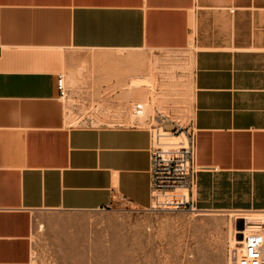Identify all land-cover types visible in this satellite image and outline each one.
I'll return each mask as SVG.
<instances>
[{"label": "crops", "instance_id": "1", "mask_svg": "<svg viewBox=\"0 0 264 264\" xmlns=\"http://www.w3.org/2000/svg\"><path fill=\"white\" fill-rule=\"evenodd\" d=\"M0 47V264L32 263L46 213L149 208L151 130L66 109L144 105L154 58L189 49L196 209L264 214V0H0ZM182 89L161 82L166 112Z\"/></svg>", "mask_w": 264, "mask_h": 264}, {"label": "rangeland", "instance_id": "2", "mask_svg": "<svg viewBox=\"0 0 264 264\" xmlns=\"http://www.w3.org/2000/svg\"><path fill=\"white\" fill-rule=\"evenodd\" d=\"M191 52L189 49L181 57L154 58L150 79L142 84L149 99L144 104L145 117L153 116L154 109H157L168 120L159 132L173 137L191 134ZM176 72L180 75L183 89L176 111L168 113L160 105L162 97L159 90L161 82ZM132 104L117 110L116 117L106 121L98 115L100 107L72 106L69 103L67 117L70 116L68 121L75 125L105 122L137 124L151 130L154 145L155 123L144 119L143 123L136 119L131 122ZM180 141L176 140V144ZM164 147L161 145L159 149H177L174 145L175 148ZM235 213L240 212L190 214L182 209H137L119 198L98 212H50L35 222L31 264H235L238 249L230 246V226ZM247 215L264 218V215L254 213ZM245 224L248 225L249 220L238 218L235 228L242 231Z\"/></svg>", "mask_w": 264, "mask_h": 264}, {"label": "built area", "instance_id": "3", "mask_svg": "<svg viewBox=\"0 0 264 264\" xmlns=\"http://www.w3.org/2000/svg\"><path fill=\"white\" fill-rule=\"evenodd\" d=\"M1 49V47H0ZM56 89L58 97L64 99L67 90L61 74L57 76ZM132 115L144 118L145 122L155 123L154 131L159 132L168 122L166 117L154 110L153 116H147L140 103L131 106ZM176 131L178 129L174 128ZM175 150H161L156 143L150 149V206L149 210L182 209L190 214L200 213L195 206L196 174L195 142L192 133L184 135ZM173 146V145H172ZM247 233L241 235L240 257L235 264H264V222L257 219L250 225ZM245 230V225L244 229Z\"/></svg>", "mask_w": 264, "mask_h": 264}, {"label": "bare ground", "instance_id": "4", "mask_svg": "<svg viewBox=\"0 0 264 264\" xmlns=\"http://www.w3.org/2000/svg\"><path fill=\"white\" fill-rule=\"evenodd\" d=\"M144 106V105H143ZM144 110L146 111V107H144ZM131 116V115H130ZM70 117V116H69ZM68 117V118H69ZM67 118V119H68ZM146 118V117H145ZM134 119H136L134 116L130 119L131 120V122L134 120ZM136 120H138V121H140L141 123H143L142 121H143V118H137ZM129 121V120H128ZM134 122V121H133ZM130 123V122H129ZM131 125H132V123H131ZM139 126V125H138ZM155 132V134H154V143H156L157 145H165V147L164 148H166V146H171V147H173L172 145H174V144H176V140H184V137H183V135H180V136H172V135H170V134H168V133H164V132H157V131H154ZM175 147H177L176 145H174ZM175 147H173V148H175ZM172 148V149H173ZM168 149V148H167ZM169 150V149H168ZM175 150V149H174ZM261 216L262 215H264V214H260ZM234 216H236V217H233V219L231 220V228H232V231H231V241H230V246L231 247H235V248H237L238 249V251L236 252V257H240L241 256V254H242V249H241V246H240V244H241V241L239 242H237V240H238V238H235V234H242L243 232L244 233H247L249 230H250V228H251V224H252V222L253 221H255V220H257V219H259V220H261V221H263L264 222V218L263 217H257V218H252L251 216H248L247 214H243V213H235L234 214ZM238 218H241V219H244V220H249V224L248 225H246L245 224V230L244 231H238L236 228H235V221H236V219H238ZM248 226V227H247ZM230 240V239H229ZM239 245V247H237ZM235 255V254H234Z\"/></svg>", "mask_w": 264, "mask_h": 264}, {"label": "water", "instance_id": "5", "mask_svg": "<svg viewBox=\"0 0 264 264\" xmlns=\"http://www.w3.org/2000/svg\"><path fill=\"white\" fill-rule=\"evenodd\" d=\"M239 236H237L238 238H240L241 236H240V234H238Z\"/></svg>", "mask_w": 264, "mask_h": 264}]
</instances>
